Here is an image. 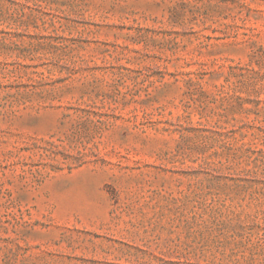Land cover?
Instances as JSON below:
<instances>
[{"label": "rangeland", "instance_id": "1", "mask_svg": "<svg viewBox=\"0 0 264 264\" xmlns=\"http://www.w3.org/2000/svg\"><path fill=\"white\" fill-rule=\"evenodd\" d=\"M0 264H264V0H0Z\"/></svg>", "mask_w": 264, "mask_h": 264}]
</instances>
